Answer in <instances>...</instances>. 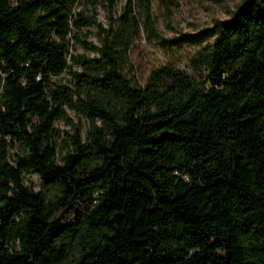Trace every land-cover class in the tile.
I'll return each instance as SVG.
<instances>
[{
	"label": "trees",
	"instance_id": "16d2710c",
	"mask_svg": "<svg viewBox=\"0 0 264 264\" xmlns=\"http://www.w3.org/2000/svg\"><path fill=\"white\" fill-rule=\"evenodd\" d=\"M72 2L0 0V264H264V0L214 19L191 61L203 80L162 66L144 84L123 66L138 16L157 35L149 0L105 25ZM65 108L89 125L57 158Z\"/></svg>",
	"mask_w": 264,
	"mask_h": 264
},
{
	"label": "rangeland",
	"instance_id": "374dc122",
	"mask_svg": "<svg viewBox=\"0 0 264 264\" xmlns=\"http://www.w3.org/2000/svg\"><path fill=\"white\" fill-rule=\"evenodd\" d=\"M126 0H73L70 12L82 11L92 13L95 20L105 25L109 19L115 18L120 12ZM168 12L159 4L158 0H149L150 15L153 26L157 32L156 36L147 35L141 24V16H138L139 29L130 41L123 66V71L133 75L135 79L144 84L148 74L159 67L170 66L175 70L185 71L192 75L197 81L205 77L202 66L194 67L191 64L196 51L201 45L211 40L214 32V19L222 21L229 18L233 12L234 3L238 0H169ZM134 10L137 9L136 0H133ZM81 34L91 44L98 43L97 29L94 24L85 25L80 28ZM172 36L179 37L176 43H168L162 38ZM69 52H81L88 55L94 50L88 46L70 40ZM54 79L69 82L67 69H63ZM68 118L72 124L57 119L53 122L56 132L53 134L55 154L59 158L63 152V141L67 140L66 132H72L75 126L79 129L80 137L83 138L84 130L89 121L79 111L65 108ZM68 144V141L66 142ZM16 146L9 148L8 158ZM69 146V144H68ZM62 147V148H60ZM23 183L34 190H41L45 197H50L55 192V186L43 184L42 179L31 171L22 173ZM96 188L93 189V193Z\"/></svg>",
	"mask_w": 264,
	"mask_h": 264
}]
</instances>
